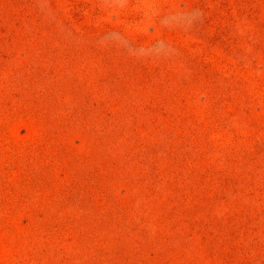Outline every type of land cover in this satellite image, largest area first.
<instances>
[{
	"label": "rangeland",
	"instance_id": "obj_1",
	"mask_svg": "<svg viewBox=\"0 0 264 264\" xmlns=\"http://www.w3.org/2000/svg\"><path fill=\"white\" fill-rule=\"evenodd\" d=\"M0 264H264V0H0Z\"/></svg>",
	"mask_w": 264,
	"mask_h": 264
}]
</instances>
